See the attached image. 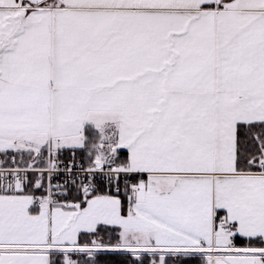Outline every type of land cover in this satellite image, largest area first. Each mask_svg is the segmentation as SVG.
I'll return each instance as SVG.
<instances>
[{"label": "snow or ice", "instance_id": "obj_1", "mask_svg": "<svg viewBox=\"0 0 264 264\" xmlns=\"http://www.w3.org/2000/svg\"><path fill=\"white\" fill-rule=\"evenodd\" d=\"M264 264V0H0V264Z\"/></svg>", "mask_w": 264, "mask_h": 264}, {"label": "trees", "instance_id": "obj_2", "mask_svg": "<svg viewBox=\"0 0 264 264\" xmlns=\"http://www.w3.org/2000/svg\"><path fill=\"white\" fill-rule=\"evenodd\" d=\"M121 257L118 255H108L102 256L101 262L102 264H120ZM190 264H199L198 261H192Z\"/></svg>", "mask_w": 264, "mask_h": 264}]
</instances>
